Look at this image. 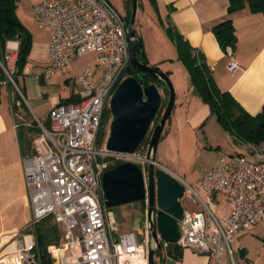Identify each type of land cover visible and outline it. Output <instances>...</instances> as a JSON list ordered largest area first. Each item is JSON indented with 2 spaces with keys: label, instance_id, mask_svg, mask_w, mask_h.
Returning <instances> with one entry per match:
<instances>
[{
  "label": "built area",
  "instance_id": "obj_1",
  "mask_svg": "<svg viewBox=\"0 0 264 264\" xmlns=\"http://www.w3.org/2000/svg\"><path fill=\"white\" fill-rule=\"evenodd\" d=\"M33 17L40 28L52 31L44 80L65 72L75 58L96 54L97 64L72 79L76 101L60 103L50 114L49 128L39 126L35 152L24 157L32 221L24 234L0 249V264H44L34 249V233L48 218L62 228L59 243L48 248L51 264H150V252L157 243L149 209L138 231L119 234L113 212L105 204L102 183L103 174L117 163L139 158L138 152L108 150L109 138L101 135L112 97L126 78L127 23L107 0H40L33 6ZM227 55L226 69L235 74L241 67L232 48ZM10 60L6 53L1 65L23 98L14 80L16 71L8 66ZM242 144L237 153L221 157L195 185L178 178L185 196L200 209L185 210L178 224L181 237L175 244L159 236L166 261L179 245L214 257V264H237L232 248L236 237L264 228V142ZM223 201L229 206L227 213ZM27 233L30 246L24 240Z\"/></svg>",
  "mask_w": 264,
  "mask_h": 264
},
{
  "label": "crops",
  "instance_id": "obj_2",
  "mask_svg": "<svg viewBox=\"0 0 264 264\" xmlns=\"http://www.w3.org/2000/svg\"><path fill=\"white\" fill-rule=\"evenodd\" d=\"M142 1L144 3L142 2L139 7L140 9L143 5L142 12L138 10L137 15V37L143 39L148 55L149 42L146 40L145 20L150 19L155 28L158 29V34L155 35L157 41L155 42H158L160 52L168 53L165 42L172 45L176 55L171 53L170 58L164 59H171L174 61V65L177 64L180 68L179 76L182 77L181 80L188 92L187 95L182 96V103L186 102L187 105H191L192 102V104L199 106V110L193 112L192 124L194 127L201 124L210 115V109L193 85L187 68L178 59L176 45L167 33L169 27L178 31L194 49L200 52L212 72L214 82L222 92H229L253 116L262 111L264 106L263 14L252 13L248 6L230 14L229 0H156L155 6L150 0ZM228 19L233 21L238 38L235 59L241 70L235 74L227 71L226 65L230 58L221 48L214 33L215 26ZM49 32L50 37L46 43H39L34 39L29 61L24 70L23 87L18 86L25 91L26 104L29 106L32 116L25 111L27 117H24L21 113L22 110H20L18 117L21 121H17L11 108L10 90L7 86L4 87L8 94L6 100L3 97L6 106L0 108V249L12 243L18 235L24 234V230L29 227L32 221L29 193L24 177V155L21 151L19 130L25 129L24 132L29 137L34 138L32 150L27 156L34 154L35 140L39 133H34L31 130L41 133L40 124L49 128L51 112L60 103L71 97L74 98L72 91L70 98H60L58 103L48 107L43 111L44 113L41 112L43 106L40 102L43 91L42 82L45 81L42 74L49 63L48 49L52 38V31L49 30ZM19 45L18 41H10L7 44V53L11 55V60L14 62L12 67L8 64L11 70H16ZM36 63H43L44 70L39 71ZM66 70L59 73L61 77L65 75ZM29 73L32 74L31 77ZM169 74L170 77H174L176 71L170 69ZM70 80L73 84L72 78L65 79L67 82ZM2 96H4V92ZM41 114H43L42 117L39 116ZM43 119H45L47 126L43 124ZM18 124L22 127L18 128ZM171 173L186 181L179 174ZM222 209L227 213L229 206L226 204V208L223 207ZM10 215L21 218V222L7 226L2 219L10 217ZM232 248L236 260L239 257L243 259L242 264H264V228L259 226L251 232L239 234L234 240ZM214 263V257L189 249L184 250V257L178 261V264Z\"/></svg>",
  "mask_w": 264,
  "mask_h": 264
},
{
  "label": "rangeland",
  "instance_id": "obj_3",
  "mask_svg": "<svg viewBox=\"0 0 264 264\" xmlns=\"http://www.w3.org/2000/svg\"><path fill=\"white\" fill-rule=\"evenodd\" d=\"M39 1L40 0H18L16 14L20 21L27 28V30L30 32L33 41L35 39L39 43H46L49 40L50 32L47 29L40 28L36 24L33 17V6ZM111 3L113 7L119 12V14L124 17V19L129 16L131 0H111ZM142 7L139 9V11L141 12L143 9ZM137 21L138 18L136 20V25ZM145 31L147 35H145L146 40H148L149 42V49L147 51L148 55L147 59L145 60L146 64L150 67H156L161 72L166 74H169L170 69L176 71L174 77H170L169 74L170 81L174 87L176 102L172 115L167 123V126L165 128L164 134L158 147V152L155 159L156 163L158 164V167L156 166V169L161 167L170 173L175 172L181 177H183L186 180L185 182H187L189 185H195L203 178L205 173L211 170L218 163L221 157L237 153L240 149L241 144H235L231 134L220 124L217 117L213 115L211 111L210 115L206 119H204L201 124L196 127L193 126V112L199 110V106L197 104H192V102L191 105H187L186 102L182 103V96L187 95L188 92L187 89H185V86L181 80L182 77L179 76L180 68L177 64L174 65V61H172L171 59H164L170 58L171 53L175 54L172 45L169 44V42H165V45H167L168 53L160 52L158 42H155L157 41L155 35L156 33L158 34V29L155 28L154 24H152V21L150 19L145 20ZM9 64L10 67L14 66L13 60H11ZM95 64H97L96 54H91L81 58H75L68 66L66 73L63 77H61L60 74H57L53 79L49 81L45 80L44 82H42L43 91L40 102L41 104H43V106L41 107V112L48 109V107H50L51 105L58 103L60 101V98H70L72 96L74 86L73 84H71V80L70 82H67L65 81V79H73L75 77H78L83 73L85 68ZM36 65H38L37 68L39 71L44 70L43 63H36ZM24 73L25 71H23L21 75L16 76L17 83L20 87H23ZM29 76L31 77L32 74H30ZM7 78L8 81L11 82L8 76ZM155 84L158 86L162 95L161 110L148 134L147 139L142 145L141 150L138 151L139 158L129 159L127 161L122 162L136 163L143 169H146V159L149 151L152 134L154 132L155 127L161 121L165 109L170 100V91L167 85L165 83L159 84L158 82H156ZM11 87L12 89L14 88L13 90L15 92H18L16 86L13 83ZM14 91L12 92L13 95H15ZM22 91L24 92L23 102L25 103L27 111L22 110L21 113L22 116L27 117L25 111L30 113V108L26 104L25 91L23 89ZM3 92L4 96H2V103L0 107L1 109L6 106L4 104V100H6L8 94L6 88ZM3 97H5L4 100ZM37 113L39 114V112ZM39 116L42 117L43 114ZM44 120L45 119H43V124L47 126L46 121ZM111 121V111L107 110L104 116L101 132V135H103L104 137L109 138ZM143 205L145 206L144 201H140L125 206L116 207L114 209L112 208L114 210L112 219L115 223V228L117 229V232L119 234L130 232L132 230L135 218L142 217L143 221L146 220L147 214H145L144 212ZM182 205L186 211H197L200 209V206L194 203L193 200L187 196L182 199ZM221 206L226 208V203L223 201ZM11 215L10 217L2 219L3 223H5L7 226H12L17 222H21V218L16 216L13 217ZM37 229L41 232V234L49 232L57 241L60 240L62 235L61 226L51 218L45 219V221L43 220L42 222H40L37 225ZM28 235L29 233L25 235L24 240L30 246L32 240H29ZM139 238L140 240H142L141 236H139ZM163 253L164 252L162 251L156 256L155 264H166V258L164 257ZM171 259H174L177 264L180 260L176 258L173 254ZM242 260L243 259L240 257L237 258V264H242Z\"/></svg>",
  "mask_w": 264,
  "mask_h": 264
},
{
  "label": "water",
  "instance_id": "obj_4",
  "mask_svg": "<svg viewBox=\"0 0 264 264\" xmlns=\"http://www.w3.org/2000/svg\"><path fill=\"white\" fill-rule=\"evenodd\" d=\"M131 8V24L128 27L130 57L126 66L130 64L135 72L143 73L158 83H165L170 91V100L152 134L146 169L136 163L125 162L106 171L102 176V183L105 204L109 209L144 201L147 198V191L149 192V222L152 236L157 243V248L150 252V264H155V258L162 250L159 236L169 244H175L180 240L178 224L184 217L182 199L185 197L186 189L170 172L161 167L156 170L158 164L155 159L158 147L172 115L176 95L170 77L166 73L138 59L135 25L139 0H132ZM161 106L162 95L156 84L144 85L135 77L125 78L118 85L110 103L112 121L107 142L108 150L129 154L138 152L147 139ZM141 221L140 217L135 218L132 231H138ZM172 254L182 259L184 249L175 245ZM166 264H176V261L169 259Z\"/></svg>",
  "mask_w": 264,
  "mask_h": 264
},
{
  "label": "trees",
  "instance_id": "obj_5",
  "mask_svg": "<svg viewBox=\"0 0 264 264\" xmlns=\"http://www.w3.org/2000/svg\"><path fill=\"white\" fill-rule=\"evenodd\" d=\"M229 1L230 14L238 12L248 6L252 13L264 15V0ZM150 2L154 6L156 5V0H150ZM141 4L142 0H139V7ZM17 7L18 0H0V106L2 103L3 89L5 86H7L10 91L12 90L10 92L11 108L18 121L20 120L18 117L20 115V110L27 111V109L23 102L22 96L18 92H15L13 90L14 88L12 89V83L8 81L6 72L1 65V62L4 60L7 53L8 42L18 41L20 45L14 77L16 84L18 85L16 76L21 75L28 64L33 46V38L30 32L18 18L16 14ZM131 15L132 8L130 5L129 16H127L125 19L128 27L131 24ZM167 33L168 36L174 41L178 52V59L187 68L191 77V81L197 92L200 94L203 102L209 106L211 113L217 117L220 124L231 134L235 144H257L264 142V106L259 114L255 116L249 114L229 92H222L217 87L216 83L214 82L212 72L200 52L194 49L190 43L173 27H169L167 29ZM214 33L224 52L227 53L228 48H232V50L235 52L238 38L236 36L234 23L231 19L217 24L214 28ZM136 53L138 59L146 64L145 60L147 59V54L145 51L144 41L141 37H137ZM128 73L129 74L127 75L134 76L142 84L148 85L149 83L155 84L158 82L155 79L143 74L141 77H138L132 68L129 69ZM167 75L169 76V74ZM13 91L15 92V95H13ZM21 92L24 95L22 89ZM72 101H76V99L71 97L70 99H67L66 102ZM20 127H22V125L18 124V128ZM24 130L25 129L23 128L22 130H19V140L22 154L25 157L32 150L34 138L29 137L24 132ZM31 131L34 133H39V131ZM141 147L139 151L141 150ZM120 164H122V162L117 163L115 166ZM113 209H110V212H113ZM34 234L36 237V245L34 246V249L40 252L41 257L43 258V263L49 264L48 248L57 244V242L59 243V241L55 240L53 235L49 232L41 234V232L37 229V226ZM30 235H32V233H30ZM170 254H172V251Z\"/></svg>",
  "mask_w": 264,
  "mask_h": 264
},
{
  "label": "flooded vegetation",
  "instance_id": "obj_6",
  "mask_svg": "<svg viewBox=\"0 0 264 264\" xmlns=\"http://www.w3.org/2000/svg\"><path fill=\"white\" fill-rule=\"evenodd\" d=\"M108 1V3L109 4H111L112 5V3H111V0H107ZM130 68H132L131 67V65L129 64L126 68H125V70H124V74L126 75L125 77L126 78H128V77H134V76H132V75H127V74H129L128 72H129V69ZM134 71V70H133ZM135 72V71H134ZM135 74L136 75H138V77H141V75L143 74V73H140V72H135ZM144 75V74H143ZM142 80H145V79H142ZM159 84H161V83H159ZM144 85H146V84H144ZM149 85V84H148ZM111 111V110H110ZM157 170V169H156ZM144 204H145V206H144V212H145V214H148L147 212H148V207H149V200H148V198H146V200H144ZM141 219H142V217H140ZM145 221H143V219H142V221H141V223H144ZM140 223V224H141ZM168 261V260H167ZM166 261V262H167Z\"/></svg>",
  "mask_w": 264,
  "mask_h": 264
}]
</instances>
